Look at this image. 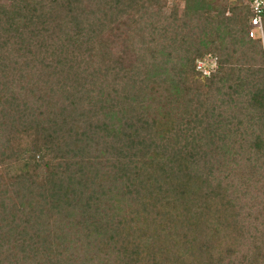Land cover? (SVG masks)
I'll return each mask as SVG.
<instances>
[{
  "label": "trees",
  "instance_id": "obj_1",
  "mask_svg": "<svg viewBox=\"0 0 264 264\" xmlns=\"http://www.w3.org/2000/svg\"><path fill=\"white\" fill-rule=\"evenodd\" d=\"M227 1L0 0V264H264V42Z\"/></svg>",
  "mask_w": 264,
  "mask_h": 264
},
{
  "label": "rangeland",
  "instance_id": "obj_2",
  "mask_svg": "<svg viewBox=\"0 0 264 264\" xmlns=\"http://www.w3.org/2000/svg\"><path fill=\"white\" fill-rule=\"evenodd\" d=\"M162 1H163V7L165 6L164 9L166 12H169V10L171 11V8H173L174 6L177 5L176 8L178 7L180 10L179 15L182 16L181 15V12H182L181 9L183 8V6L181 3H179V0H162ZM213 1L216 4H219V3H223L227 0H213ZM228 15L230 16V14H228ZM122 46L119 44L118 49L120 51H123L124 53H126V51L123 50ZM202 67L206 68L205 73L208 74L209 71H212L214 69L215 60L213 58L205 59L204 66H202ZM252 158H253V156H252ZM231 165H232L231 160H228L226 167H228L227 170H228L229 174L233 177H235L234 175L237 174L240 176V178H242L241 180L252 178V174L254 171H256V167H257L256 164H252L251 162H248L246 160L241 162V163L239 162L240 169L235 164L232 165V168H231L230 167ZM237 184L238 183L236 181H229V182L226 181L224 185H227V187H231L232 192L230 193V195L233 199L241 200L243 198L242 197L243 192L240 191V189L237 187ZM263 187H264V185H263ZM244 199H245V211L243 212V215L247 216L246 220L249 223L256 225V228H258V233H257L258 236H260L262 234L264 235V220L257 221L255 219L257 214H259V213L263 214L264 213V209L261 208V203H260L262 200H264L262 193L260 192V194L257 195L256 193H254V191H249L246 194V197ZM248 215H249V217H248Z\"/></svg>",
  "mask_w": 264,
  "mask_h": 264
},
{
  "label": "built area",
  "instance_id": "obj_3",
  "mask_svg": "<svg viewBox=\"0 0 264 264\" xmlns=\"http://www.w3.org/2000/svg\"><path fill=\"white\" fill-rule=\"evenodd\" d=\"M249 5V9L252 14L251 18V30L249 32L250 38L260 39L261 42H264V0H246ZM198 68L203 70L204 63H198ZM205 73V72H204ZM206 74V73H205Z\"/></svg>",
  "mask_w": 264,
  "mask_h": 264
}]
</instances>
